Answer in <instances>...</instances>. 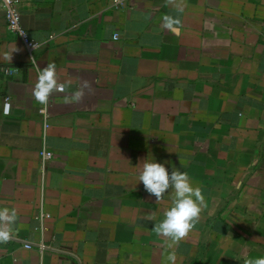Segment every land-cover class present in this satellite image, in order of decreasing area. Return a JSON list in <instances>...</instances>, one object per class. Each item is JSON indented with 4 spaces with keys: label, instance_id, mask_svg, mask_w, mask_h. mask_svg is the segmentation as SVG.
Segmentation results:
<instances>
[{
    "label": "crops",
    "instance_id": "0c3cea01",
    "mask_svg": "<svg viewBox=\"0 0 264 264\" xmlns=\"http://www.w3.org/2000/svg\"><path fill=\"white\" fill-rule=\"evenodd\" d=\"M19 9L42 45L31 63L0 4V54L17 49L0 60V208L17 212L0 264L264 256V0H20ZM164 15L181 20L178 33L161 28ZM48 63L67 89L43 106L32 88L36 65ZM44 148L54 152L45 164ZM148 158L187 172L205 197L199 223L172 248L152 229L173 193L156 201L138 180Z\"/></svg>",
    "mask_w": 264,
    "mask_h": 264
},
{
    "label": "clouds",
    "instance_id": "9594fccd",
    "mask_svg": "<svg viewBox=\"0 0 264 264\" xmlns=\"http://www.w3.org/2000/svg\"><path fill=\"white\" fill-rule=\"evenodd\" d=\"M168 2L171 3V0H168ZM179 10L182 11V9ZM180 25L181 20L178 17L171 15L162 17L161 28L163 30L178 33ZM21 35H24V33ZM116 38L117 36L114 35L113 39ZM16 50L15 48L11 52L0 54V60L11 62L12 53ZM32 63H36L34 58H32ZM36 70L37 81L32 88V98L36 102L47 106L49 98L54 93H66L67 85L58 82L55 63H48L43 69L36 65ZM89 87V82L84 81L79 90L71 93L72 99L79 102L84 96L83 89ZM10 108V105L5 107L4 115L10 114ZM138 180L143 183L145 191L156 198V201L162 200L169 190L172 191L171 206L164 210L163 219L154 224L152 231L157 236L170 242L168 244L169 248L178 245L189 236L196 224L199 223L202 209L207 206L202 189L193 186L187 172H181L179 169L173 168L169 173L163 163H158L155 159L149 158L143 161ZM146 219L153 220L155 217L150 214ZM16 220L17 212L15 209L0 208V243H7L13 238V225ZM167 260L170 264H176L174 250L169 253ZM244 264H264V256L246 257Z\"/></svg>",
    "mask_w": 264,
    "mask_h": 264
},
{
    "label": "built area",
    "instance_id": "2783aa9c",
    "mask_svg": "<svg viewBox=\"0 0 264 264\" xmlns=\"http://www.w3.org/2000/svg\"><path fill=\"white\" fill-rule=\"evenodd\" d=\"M0 4H1V8L4 10L5 12V16L7 19V25L8 28L18 34L21 38V40L23 41V43L26 46V49L28 51V54L30 56V62L32 63V58H34L35 62H36V58H35V51L37 49H39L41 47V43L32 39L30 34L28 33V31L24 28V26L22 25V13L19 9V1L20 0H0ZM126 0H114V2L116 4L119 3H124ZM22 33H24V35H21ZM116 36L118 37V34H116ZM35 45V47H34ZM36 64V63H33ZM2 70L7 73V74H13L17 71L16 68H11V67H2ZM43 112H47L46 108L42 109ZM48 117L47 113H46V118ZM50 125L49 123H46V128H49ZM41 156H42V160L43 163L45 164L48 160L52 159L54 156V152L52 150H49L47 148H44L41 151ZM42 216H47V214H42ZM27 247H31L33 246V244H26Z\"/></svg>",
    "mask_w": 264,
    "mask_h": 264
}]
</instances>
